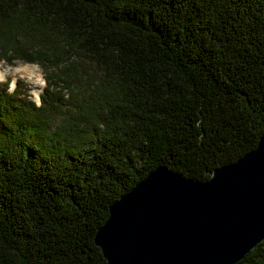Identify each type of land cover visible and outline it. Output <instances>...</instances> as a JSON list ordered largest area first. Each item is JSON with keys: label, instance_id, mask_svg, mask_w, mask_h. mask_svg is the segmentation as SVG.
<instances>
[{"label": "trees", "instance_id": "trees-1", "mask_svg": "<svg viewBox=\"0 0 264 264\" xmlns=\"http://www.w3.org/2000/svg\"><path fill=\"white\" fill-rule=\"evenodd\" d=\"M0 264H105L94 235L158 167L207 181L264 135V0H0ZM237 264H264V241Z\"/></svg>", "mask_w": 264, "mask_h": 264}, {"label": "water", "instance_id": "water-1", "mask_svg": "<svg viewBox=\"0 0 264 264\" xmlns=\"http://www.w3.org/2000/svg\"><path fill=\"white\" fill-rule=\"evenodd\" d=\"M262 241L264 135L205 182L155 168L94 235L105 264H237Z\"/></svg>", "mask_w": 264, "mask_h": 264}, {"label": "rangeland", "instance_id": "rangeland-1", "mask_svg": "<svg viewBox=\"0 0 264 264\" xmlns=\"http://www.w3.org/2000/svg\"><path fill=\"white\" fill-rule=\"evenodd\" d=\"M7 68L16 69L17 71H11L8 73L9 75L7 77H0V79L2 81L10 79L11 82L17 80L23 81L28 86V94L31 96V99L35 101L36 104H39L38 96L45 86L40 68L35 65L21 63V61H16L12 66L6 65L4 62H0L1 71L7 70Z\"/></svg>", "mask_w": 264, "mask_h": 264}, {"label": "bare ground", "instance_id": "bare-ground-1", "mask_svg": "<svg viewBox=\"0 0 264 264\" xmlns=\"http://www.w3.org/2000/svg\"><path fill=\"white\" fill-rule=\"evenodd\" d=\"M11 71H14V72H16L17 70L16 69H9V68H7V70H4V71H1L0 70V77L1 78H5V77H7L9 74V72H11ZM1 80V79H0Z\"/></svg>", "mask_w": 264, "mask_h": 264}]
</instances>
